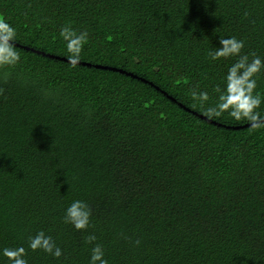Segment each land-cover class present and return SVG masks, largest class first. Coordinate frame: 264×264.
I'll return each instance as SVG.
<instances>
[{
    "label": "trees",
    "instance_id": "trees-1",
    "mask_svg": "<svg viewBox=\"0 0 264 264\" xmlns=\"http://www.w3.org/2000/svg\"><path fill=\"white\" fill-rule=\"evenodd\" d=\"M0 16L21 56L0 68V248L88 264L91 232L109 264H264V128L209 122L189 95L232 62L206 58L219 36L264 57V0H0ZM68 22L90 35L80 61L113 69L62 60ZM73 199L86 231L63 223ZM39 230L60 258L27 249Z\"/></svg>",
    "mask_w": 264,
    "mask_h": 264
},
{
    "label": "clouds",
    "instance_id": "clouds-1",
    "mask_svg": "<svg viewBox=\"0 0 264 264\" xmlns=\"http://www.w3.org/2000/svg\"><path fill=\"white\" fill-rule=\"evenodd\" d=\"M58 35L64 42L66 62L75 68L81 60L84 46L89 42L88 30H78L68 22L59 27ZM16 40L17 29L0 16V68H11L20 63ZM244 48L243 39L219 36V47L209 48L206 58L210 62L221 59H231L232 62L227 65L221 82L213 85L211 92L197 86L189 89V95L201 106L204 117L209 121L227 115L237 122L246 121L250 129H261L264 128V112L260 111L264 105V87L260 86V80L264 74V57L255 52H244ZM91 218L92 209L83 199H73L63 210V223L77 231H86L91 225ZM85 240L91 245L88 264H109L104 247L97 242V236L89 232ZM135 243L139 244L140 241ZM27 249L42 251L56 259L63 255L61 246L44 230L27 238ZM0 257L6 258L8 264H29L23 245L0 248ZM0 264H4V260L0 259Z\"/></svg>",
    "mask_w": 264,
    "mask_h": 264
},
{
    "label": "water",
    "instance_id": "water-1",
    "mask_svg": "<svg viewBox=\"0 0 264 264\" xmlns=\"http://www.w3.org/2000/svg\"><path fill=\"white\" fill-rule=\"evenodd\" d=\"M48 56H51V57H56V56H53V55H48ZM56 58H59V57H56ZM62 60H65L66 61V58H62ZM79 64H82V65H85V66H94L95 68H98V69H113V68H110L108 66H103V65H98V64H91V63H88V62H83V61H80ZM118 70V69H116ZM119 71V70H118ZM123 73H126L125 71H121ZM128 75H132L131 73H127ZM133 76V75H132ZM152 84V83H151ZM157 89H159L158 87H156ZM165 95H167L171 100L175 101L176 102V99L173 98L172 96H169L166 92H163ZM182 108H185L187 111H191L189 108H186L182 103H178ZM201 117L207 121H209L206 117H204L203 115H201ZM212 121V120H211ZM209 121V122H211ZM214 122V121H213ZM215 123V122H214ZM221 125V124H220ZM235 129H239L240 127L239 126H235L233 127Z\"/></svg>",
    "mask_w": 264,
    "mask_h": 264
}]
</instances>
